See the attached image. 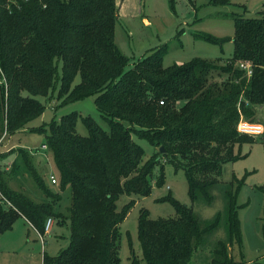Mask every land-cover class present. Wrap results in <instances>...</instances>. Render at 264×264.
Returning <instances> with one entry per match:
<instances>
[{
    "label": "trees",
    "instance_id": "16d2710c",
    "mask_svg": "<svg viewBox=\"0 0 264 264\" xmlns=\"http://www.w3.org/2000/svg\"><path fill=\"white\" fill-rule=\"evenodd\" d=\"M117 19L116 0H0L2 135L39 117L45 105L38 98L51 100L55 91L58 107L95 96L96 109L108 123L103 130L92 118L72 112L30 129L44 136L42 145L56 171L53 191L31 157H24L26 174L45 202L35 203L23 190L8 187L0 165V194L10 203L0 204V235L19 218L41 235L48 218L68 223V246L55 257L44 256L42 264H121L119 225L134 205L130 200L119 210L122 195L149 196L162 160L183 171L192 203H211V190L223 183V165L242 157L243 144L255 142L238 131L239 122L264 129L256 119L264 108V16L236 18L230 39L201 37L219 45L232 41V56L224 64L193 59L164 67L165 52L157 51L131 68L114 41ZM243 63L250 65V75ZM214 72L225 79L210 82ZM79 119L86 136L76 132ZM133 136L154 148L150 159L144 160ZM260 137L264 145V131ZM155 183H164L162 167ZM242 185L235 177L225 185L226 238L214 246L210 264H240L230 251L236 247L241 254L242 249L237 204ZM67 188L71 201L63 215L59 209ZM257 190L264 194V184ZM161 201L173 207L175 217L151 219L147 210L140 211L142 258L146 264H189L222 215L202 225L191 207L171 196ZM261 231L264 238V206ZM128 260L139 264L131 248Z\"/></svg>",
    "mask_w": 264,
    "mask_h": 264
},
{
    "label": "rangeland",
    "instance_id": "374dc122",
    "mask_svg": "<svg viewBox=\"0 0 264 264\" xmlns=\"http://www.w3.org/2000/svg\"><path fill=\"white\" fill-rule=\"evenodd\" d=\"M118 19L115 26L114 41L119 51L129 59L131 68L134 63L153 52H165L163 66L181 65L193 59L219 61L224 64L233 53L232 41L222 45L212 43L201 37L230 39L234 34L236 18H258L264 16V0H225L216 4L211 0H116ZM59 73L60 67H59ZM225 75L214 72L209 81L219 83ZM79 76L74 79V85ZM57 91L53 99L38 98L45 105L44 112L30 121L24 128L2 135L0 120V162L4 171V180L8 187L23 192L35 203L45 202L43 192L37 187L29 174H26L24 157H31L36 169L43 176L46 185L56 190L50 182L49 175H56L54 164L47 150H42L44 136L30 132L33 127H40L52 119L76 112L82 117L92 118L103 130H108L104 120L95 106V96L58 107ZM257 115L259 123L264 124V108ZM76 132L87 135L81 119L76 124ZM2 135V136H1ZM255 142L243 144L240 148L241 158L223 165L221 180L223 183L211 190L213 201L207 203L202 199L192 203L188 196V186L182 170L164 164L161 160L154 170L152 190L149 196L122 195L117 201L120 210L130 200L133 207L124 221L119 225L121 233L119 257L121 264H127L130 248L138 256L139 264H146L142 258L137 238V222L141 210H147L151 219L174 218L175 212L168 202L161 199L171 196L181 204L191 207L202 225L213 221L218 215L222 219L218 227L206 236L204 244L194 254L189 264H210L211 253L216 243L226 238L224 189L233 177L243 180L238 192V217L242 232V249L232 248L231 255L240 264H264V238L261 231L264 194L257 187L264 184V145L261 137L250 135ZM144 150V160L155 153L146 141L133 136ZM23 149V153L20 150ZM2 151V152H1ZM21 153V154H20ZM162 167L164 183L157 186L155 179ZM70 190L62 193L60 212L67 215L70 205ZM50 233L42 237L27 223L19 218L13 229L0 235V264H42L44 256L55 257L69 244L70 230L67 222L57 223L53 220Z\"/></svg>",
    "mask_w": 264,
    "mask_h": 264
},
{
    "label": "built area",
    "instance_id": "2783aa9c",
    "mask_svg": "<svg viewBox=\"0 0 264 264\" xmlns=\"http://www.w3.org/2000/svg\"><path fill=\"white\" fill-rule=\"evenodd\" d=\"M10 1V0H8ZM241 68L244 69L247 73V75L251 74V67L248 63H243L241 64ZM2 82V80L0 79V83ZM237 129L240 133L246 134V135H254L255 137H259L263 134V126L262 125H252V124H248L246 122H239ZM43 149L46 150V146L43 145ZM50 182L53 185H56L58 183L57 178L51 174L49 176ZM0 204L4 205L5 207H9L10 203L5 200V198L0 194ZM53 219L52 218H48L45 221V226H44V233H50L51 228L53 226ZM39 234V233H38ZM40 237H42L41 234H39Z\"/></svg>",
    "mask_w": 264,
    "mask_h": 264
},
{
    "label": "crops",
    "instance_id": "0c3cea01",
    "mask_svg": "<svg viewBox=\"0 0 264 264\" xmlns=\"http://www.w3.org/2000/svg\"><path fill=\"white\" fill-rule=\"evenodd\" d=\"M41 149L42 150H45V149H43V145H42V147H41ZM2 152V151H1ZM50 176V175H49ZM54 176H56V175H54ZM22 219V218H21ZM23 220V222H25V223H27L24 219H22ZM28 224V223H27Z\"/></svg>",
    "mask_w": 264,
    "mask_h": 264
},
{
    "label": "water",
    "instance_id": "95a60500",
    "mask_svg": "<svg viewBox=\"0 0 264 264\" xmlns=\"http://www.w3.org/2000/svg\"><path fill=\"white\" fill-rule=\"evenodd\" d=\"M160 151L163 152L164 151L163 148H160Z\"/></svg>",
    "mask_w": 264,
    "mask_h": 264
}]
</instances>
